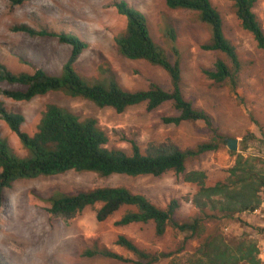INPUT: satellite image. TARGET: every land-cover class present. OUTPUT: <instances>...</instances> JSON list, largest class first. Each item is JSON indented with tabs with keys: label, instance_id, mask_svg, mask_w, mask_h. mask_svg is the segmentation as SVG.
<instances>
[{
	"label": "rangeland",
	"instance_id": "rangeland-1",
	"mask_svg": "<svg viewBox=\"0 0 264 264\" xmlns=\"http://www.w3.org/2000/svg\"><path fill=\"white\" fill-rule=\"evenodd\" d=\"M120 1L27 0L19 5L14 0H0V62L14 74H32L37 68L51 75L61 74L72 47L54 37L30 36L15 30L19 26H28L36 31L75 35L87 43L75 68L90 83L103 79L99 71V66H103L114 72L126 90H146L151 83H157L171 91L170 78L162 68L144 60H129L120 54L116 38L127 28L126 17L115 7ZM125 1L146 16L153 40L171 61L176 59L173 46L178 48L184 97L212 117L215 132L202 121L184 122L179 126L165 124L164 117L178 114L172 102L151 112L143 103L118 113L113 108H99L86 99L63 92H51L31 101H15L4 96L3 91L22 88L0 82V105L23 115L25 122L21 129L31 136L38 131L43 113L50 104L68 109L81 119L94 118L109 136L107 147L123 150L128 155L132 154L131 141H136L143 153L152 146H176L186 150L214 141L219 146L217 150L187 163V172L206 173L207 187L226 183L239 155L264 169V50L242 27L234 4L228 0H210L221 14L224 33L236 47L241 61L235 88L231 81L218 84L204 73L205 69L213 68L218 59H223L230 67L232 63L225 54L203 49L210 42L212 32L199 19L198 13L170 9L165 0ZM254 12L264 30V0H257ZM168 28L176 32L175 43L167 36ZM0 136L14 154L27 157L28 152L19 137L1 118ZM228 139L238 141L237 151L230 150ZM99 187H125L146 196L162 209L178 200L180 207L174 215L175 222L183 224L204 218L202 223L206 231L219 230L230 243L247 241L256 244L261 264H264V195L257 213H240L228 221L217 211L206 208L203 213L196 206L194 200L199 185L185 181L184 175L169 172L160 177H104L75 171L21 180L5 190L0 210L1 263L134 264L85 257L83 253L98 245L136 260L132 253L115 244L118 236L124 235L148 252H179V256L186 257L196 251L205 238V235L197 238L180 232L172 224L163 236L156 235L153 223L116 226L130 207L122 208L104 222H99L96 216L101 204L87 208L70 220L48 212L51 205L47 200L55 193L76 194ZM212 214L218 215V219H205ZM168 262L169 259H163L157 264Z\"/></svg>",
	"mask_w": 264,
	"mask_h": 264
},
{
	"label": "trees",
	"instance_id": "trees-1",
	"mask_svg": "<svg viewBox=\"0 0 264 264\" xmlns=\"http://www.w3.org/2000/svg\"><path fill=\"white\" fill-rule=\"evenodd\" d=\"M27 0H14L22 4ZM234 4L236 16L242 27L255 38L258 47L264 50V30L257 19L254 7L257 0H228ZM168 8L189 10L198 13L199 19L208 25L212 32L210 42L203 46L207 51L225 54L232 67L223 59H218L213 68L205 69V75L218 84L231 81L237 85L235 76L240 72L241 61L236 47L224 33L223 18L210 0H165ZM118 12L126 17L127 28L123 35L116 38L120 54L129 60H144L162 68L169 76L171 91H166L157 83H151L148 89L132 92L124 89L114 72L103 66L99 71L103 79L90 83L76 70L75 63L87 49L88 44L78 36L65 33L36 31L28 26H19L15 30L30 36L54 37L63 44L72 47L69 60L64 64L59 76L51 75L42 68L31 73L14 74L0 62V82L21 87L17 90H4L3 95L15 101H31L38 96L51 92H63L69 96L83 98L99 108H113L118 113L143 103L148 111H154L167 102H172L176 116L164 117L165 124L181 125L184 122L202 121L212 131H216L212 117L203 110L197 109L184 97L182 91L181 56L178 48L172 50L176 56L171 61L165 51L153 40L146 16L122 0L115 3ZM167 36L175 43L176 32L168 28ZM0 118L17 134L28 155L18 157L0 136V210L6 189L15 182L40 177L54 176L75 171L92 172L104 177L153 176L160 177L169 172L184 175L187 182L197 183L199 191L194 203L204 213L206 208L219 212L225 219L232 220L237 214L256 211L264 195V169L256 163H250L241 155L230 169L226 183L213 187L205 185L206 173L203 171L187 172L189 160L215 151L219 148L213 142L201 143L195 148L181 150L176 146L154 147L143 153L136 141H131L132 154L123 150L107 147L109 136L94 118L81 119L73 112L50 104L38 125V131L29 135L22 131L25 118L12 113L0 105ZM217 197V198H216ZM48 212L55 217L66 220L75 218L89 207L101 204L97 210V220L104 222L113 217L124 207H130L116 226L153 223L157 236H163L172 224L173 228L192 237L204 240L189 256H179V252H148L124 235H119L115 244L132 253L136 260L98 245L87 249L85 257H103L123 263L157 264L169 259L167 264H261L257 245L247 241L230 243L219 230L206 231L204 218L180 224L175 222L174 215L180 207L178 200H173L166 209L153 204L146 196L136 194L125 187H99L76 194L55 193L49 200ZM212 214L206 218L218 219ZM0 264L1 261H0Z\"/></svg>",
	"mask_w": 264,
	"mask_h": 264
},
{
	"label": "water",
	"instance_id": "water-1",
	"mask_svg": "<svg viewBox=\"0 0 264 264\" xmlns=\"http://www.w3.org/2000/svg\"><path fill=\"white\" fill-rule=\"evenodd\" d=\"M227 145L230 148V150H232V151L238 150V141L236 139H228Z\"/></svg>",
	"mask_w": 264,
	"mask_h": 264
},
{
	"label": "crops",
	"instance_id": "crops-1",
	"mask_svg": "<svg viewBox=\"0 0 264 264\" xmlns=\"http://www.w3.org/2000/svg\"><path fill=\"white\" fill-rule=\"evenodd\" d=\"M255 213H257V210L256 211H254ZM251 213H253V212H251ZM254 214V213H253ZM253 216V215H252Z\"/></svg>",
	"mask_w": 264,
	"mask_h": 264
},
{
	"label": "clouds",
	"instance_id": "clouds-1",
	"mask_svg": "<svg viewBox=\"0 0 264 264\" xmlns=\"http://www.w3.org/2000/svg\"><path fill=\"white\" fill-rule=\"evenodd\" d=\"M263 258V257H262ZM264 259V258H263Z\"/></svg>",
	"mask_w": 264,
	"mask_h": 264
}]
</instances>
